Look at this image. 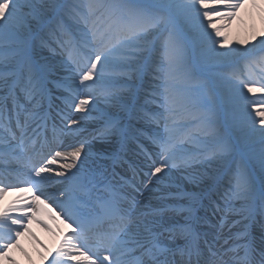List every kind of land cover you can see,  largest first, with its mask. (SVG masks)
<instances>
[{
    "label": "snow or ice",
    "instance_id": "obj_1",
    "mask_svg": "<svg viewBox=\"0 0 264 264\" xmlns=\"http://www.w3.org/2000/svg\"><path fill=\"white\" fill-rule=\"evenodd\" d=\"M241 3L242 0H80L76 4H71L70 0H0V121L7 124L6 131L11 132V141H18L15 147L9 142L0 160L9 166L19 164L18 149L39 156L41 145L47 141L48 119L43 114V100L46 98L44 77L37 81L33 75L30 53L36 34L53 17H58V26L68 19L84 26L81 42L76 46L77 57H69L70 82L58 81L60 95L55 99L64 106L56 113L64 126L61 131L80 132L97 103L117 108L131 107L133 101L125 100V97L132 95L128 86L132 81H143L146 76L153 75L160 82L152 89L149 102L156 103L167 112L173 126L166 125L163 133L152 137L158 151L155 155L145 154L146 183L142 182L143 191L134 189L141 199L133 200V203H142L145 193L156 189L174 169L187 171L213 160L234 164L232 144L216 139L217 104L231 115L236 98L247 99L245 90L248 94H264V35L258 42V48L253 44L247 48L221 51L223 45L219 41L226 39L221 31L225 25L217 26L214 21H230ZM210 4L216 6L209 7ZM221 9L226 11L221 12ZM257 52L260 53L259 58L250 59ZM237 55L249 58L250 65L259 66V80L253 79L251 72L247 79H241L236 73L218 75L217 86L221 89L218 101L205 99L188 86L189 79L197 71L213 63H233ZM248 107L252 110L248 113V121L237 118L233 121L237 128L246 129L247 138H254L259 133L262 145L259 164L264 172V106L250 104ZM198 109L206 111L203 115H195L191 122L201 124L200 131L215 143L210 150L193 154L186 150L187 141L176 139L177 128H185L187 124L177 125L175 121L178 116L191 115L192 110ZM164 112L145 115L149 123L159 122L164 119ZM100 120L101 126L93 139L109 142L122 134L121 124L113 113L103 114ZM51 127L54 137L55 122ZM29 131L33 133L31 148H28L26 140L21 139L27 137ZM40 133L44 134L43 137ZM191 139L193 136L190 134L188 140ZM195 139L199 141L200 137ZM21 145H24L23 149ZM90 146L81 141L69 152L54 151L42 159H35L26 173L17 171L16 184H4L0 180V198L19 184L27 185L29 192L35 190L32 204L0 212V230L6 227L8 231L6 242L0 243V254H6V249L20 236L25 221L32 218L28 209L52 199L45 192V182L52 179L54 173L55 177L61 178L62 188L58 190L60 199H52V202L71 229V234L64 237L56 251V258L83 257V260L75 262L67 260L65 264H127L122 257L130 247H135L139 253L134 264H264V246L257 251L249 239L251 233L248 230L250 225L258 222V217L264 218V180L259 203H256L251 176L243 165H234L235 186L219 201H210L216 223L206 215H197L203 207L201 197L178 189L165 191L160 199L170 203L156 207L148 214L153 217L150 223L155 227H150L146 220L144 230L135 232L134 225L139 222L126 219V214L120 215L116 205L101 204L97 207L91 203V181L87 176L81 178L79 175L83 157ZM53 165L58 170H54ZM23 167L27 168V165ZM186 179L199 185L205 180L214 182L215 176L197 173ZM165 187L170 188L171 185ZM41 196L45 199L41 200ZM236 200H243L240 208L234 203ZM17 212L23 214L15 215ZM102 212L118 216L115 228L99 230ZM169 213L173 219L165 227L163 220ZM196 224L216 230L213 243L223 241L221 252L213 251L206 239L207 233L204 234V244L209 255L219 256V259H202L204 253L198 243L201 234L196 231ZM238 226L243 230L232 232ZM157 228L162 230L157 231ZM226 229L231 233L227 237L224 236ZM261 231L264 233V223H261ZM161 237H166L168 243H162ZM4 240L5 237L0 235V241ZM90 240L99 245L95 254H89L90 249L86 246ZM102 252L107 255H101Z\"/></svg>",
    "mask_w": 264,
    "mask_h": 264
},
{
    "label": "bare ground",
    "instance_id": "obj_2",
    "mask_svg": "<svg viewBox=\"0 0 264 264\" xmlns=\"http://www.w3.org/2000/svg\"><path fill=\"white\" fill-rule=\"evenodd\" d=\"M76 0H70V2ZM78 2V1H77ZM216 5L210 4L209 7H214ZM226 11L225 9H221V12ZM57 20L56 17H53L49 23L41 29L42 32L46 30L50 33L49 26L56 24ZM215 24L217 26L225 25L221 31L223 37L226 39H221L219 41L220 44L223 45L221 51H226L230 48L242 47L247 48L251 45H257L259 47V40L264 35V0H242L240 7L236 9L235 16L232 17L230 21H221L216 19ZM74 25L71 27L73 29L74 35L78 38V42H81L82 39V32L84 31V26L82 23H76L74 21ZM90 27V25H89ZM40 30V31H41ZM38 36L36 37L35 41L38 40ZM32 45L34 56L30 55L37 61L39 64L44 65V71L46 72L45 75L47 76L48 83L50 84V92L49 95L53 96L54 98L60 95L58 90V81L63 80L66 83L69 81L70 75V68L64 67L61 63H58V59L50 50L48 46L40 44L39 42H33ZM219 46V45H218ZM260 53H256L250 59H258ZM57 58V60H56ZM249 58H245L242 55H237L234 59L233 63L230 64H210L203 69L208 70L216 67H241L242 64H246ZM250 65V64H249ZM259 72L258 65H252L250 70H245L243 68L242 75L239 76L241 79H247L249 77V73L253 71ZM226 74H218V75H228ZM218 75L211 74L207 76L206 83L209 87H211L215 100L218 101L219 96L221 95V89L217 86L216 77ZM149 77L154 78L153 75H148L144 79L145 82L136 80L129 83V87L132 89V95L126 96L125 100H132L133 103L131 107L125 108H117L112 107L110 105H106L103 102L97 103L94 105L93 112L89 116L87 120L84 121L80 132L78 133H69L66 130L61 131L64 128L63 124L60 122L58 117H54L55 120L58 121V129H56V133L62 135V142L57 151L61 152H69L71 151V147L73 145L79 146L81 141L89 143L91 146L87 149V155L83 157L84 164L81 165V172L79 173L81 178L87 176V178L91 181L90 184V192L94 190V188L99 185L103 180L106 179L105 175L108 176L111 174V170L106 168L102 169L100 167V163H111L115 157L114 154H117L120 150L124 142L126 143H133L135 138L133 135L138 136L139 132L142 129H136L134 125L135 122L141 121V126L146 127L148 122L144 117V115H139L144 111V108L151 107L154 112L160 113L164 112L162 108H159L156 103H151L150 97L147 96V93H150L149 90L143 91V87L145 89L146 85H149ZM143 79V80H144ZM143 82V84L141 83ZM144 83L146 85H144ZM142 84V85H141ZM188 86L193 90V92L200 96V90H198L192 83L188 82ZM259 87V84L256 85ZM245 96L247 99L242 97H237L234 103L233 108L230 110L231 115L229 114L228 110L221 109L218 104L217 108L223 111V114L220 116H216V120L218 121L217 125V132L218 136L216 139H223L225 137L231 138L232 146H233V153H232V160L234 164L226 165L222 161L213 160L211 163H203L196 165L195 167L188 169L187 171L184 170H173L159 185H157L156 189H154L151 193H145L144 199L142 203H133V200L140 201L141 197L136 195L134 191L130 189V187L126 188L123 193L116 196V198L120 197V203L117 206L123 213L129 215L132 220L139 222L137 225H134L133 231L141 232L144 230V223L147 220L149 222L150 227H155L150 222L153 220V217L148 215L152 209L156 207H160L164 205L165 202L160 199L161 195L165 191H172L175 192L178 189L184 190L188 193L193 194L194 196L204 198L203 207L197 213L199 216H207L213 223L217 222L216 216L210 214L209 208L210 201L214 198L219 199V196L222 193L228 192V187H226V183H229L230 180L228 176H232V180L235 186V179L236 173L234 171L235 163H239L243 165L249 175L251 176L252 180V187H253V195L255 197L256 203H259V196L262 188V180H264V172L261 171L260 164H259V153L261 149L260 137L259 133L257 132L254 138H247L246 136V129L243 127L237 128L234 125L233 116L234 118L243 120L246 118L248 120V113L251 112V108L248 106L250 104H255L258 106H264L263 103L258 102L264 94L255 93V94H248L245 90ZM57 100V99H56ZM258 100V101H257ZM145 105V106H144ZM55 107L58 110L53 109L55 113L63 108V104H61L60 100H57ZM202 109L192 110V112H197ZM67 112V109H65ZM106 113H113L115 118L121 124V135L118 136L113 141H100L93 139L96 128L101 126V116ZM73 115H76L74 112ZM236 114V115H235ZM252 116H255V113L252 112ZM190 115L178 116L176 118L175 123L177 125L181 123H186L187 127L185 128H177L176 136L179 132H186L189 126L192 124V118H189ZM141 119V120H140ZM163 121L168 127L173 126V121L168 118V113L164 112V119ZM244 121V120H243ZM218 125L221 126V129H218ZM250 123L248 127H250ZM259 124H257V128ZM136 131V132H135ZM30 132V131H29ZM28 132V133H29ZM43 134V133H40ZM32 133L21 139L26 140L27 142L31 140ZM91 135V136H90ZM205 141L203 142H193L192 140H185L187 141V149L191 151L193 154H196L200 151H206L207 149L212 148L215 141L205 135ZM186 137V136H185ZM125 141L123 142V140ZM11 141V135L8 134L6 129H4L3 125L0 123V157H3L4 151L7 148V145ZM18 141H11L12 147H15ZM144 143L147 144V150L157 153L158 149L155 144L152 143L151 138H147ZM247 146H252V149L246 150ZM140 147V146H139ZM138 147V148H139ZM24 148V145H21V149ZM19 151V160L26 162L28 168L32 166L28 165L27 161L32 160V152L30 151ZM243 155V156H242ZM128 161L131 165L135 166L136 172L135 175H142L147 171V167L145 166V159H142L141 152L134 151L129 154ZM15 164V163H13ZM12 164V165H13ZM23 166V165H22ZM54 170H58L56 165L52 166ZM27 170L23 173H26ZM22 173V174H23ZM129 175L133 178L134 184L137 182V177L132 173L128 172ZM197 173L204 174V175H213L215 176V181H207L205 180L203 183L196 185L189 182V179L186 177L195 176ZM53 178L49 179L45 182V192L47 196L52 197V199H60L58 196V190L62 188L61 185V178L55 177L54 173L52 174ZM163 175V174H161ZM111 176V175H110ZM112 177H114L112 175ZM165 185H171L170 188L165 187ZM27 185H18L13 190L7 191L2 198H0V212L4 211L6 208H14L20 207L22 205L32 204L33 201L31 197L34 195L35 190L33 192L27 191ZM127 197L131 201L129 203H124L121 199ZM45 197L41 196V200H44ZM52 199L46 200L44 204H39L35 208L28 209L32 213V218L25 221V227L20 229V236L17 237L16 241L13 243L12 246L6 249V254H0V264H65V261L72 260L80 261L78 255H74L72 257H61L59 259L56 258V251L59 249L64 237L66 235L71 234V229L68 226V222H65L62 215H60V210L52 202ZM237 208H240L243 205V200H236L234 201ZM23 213L17 212L15 215H22ZM171 214V213H169ZM172 216V214H171ZM234 219H239V217H233ZM173 217H169L163 220L164 226H167L168 223L172 221ZM181 219V218H176ZM40 221V222H38ZM261 223H264V220L261 219L259 222V230H256L258 233V240H253L250 236V241H254L257 243L258 248L264 246L262 244V236L264 233L261 231ZM45 225L47 227H45ZM196 224L194 225L195 229L197 227ZM253 225V224H252ZM206 226V225H205ZM251 226V225H250ZM73 227H75L73 225ZM162 229L157 228V231ZM242 227L238 226L237 228L232 229V232L242 231ZM216 230L213 232L207 233V238L213 239ZM0 233H8L7 228H3L0 230ZM146 234V233H145ZM129 235H132L130 232ZM231 235L227 231L224 232V236L227 237ZM162 242V241H161ZM4 243V242H0ZM223 243L222 240H216V252H221L220 245ZM227 247V246H226ZM135 249V247H130ZM96 251L94 252V254Z\"/></svg>",
    "mask_w": 264,
    "mask_h": 264
},
{
    "label": "rangeland",
    "instance_id": "obj_3",
    "mask_svg": "<svg viewBox=\"0 0 264 264\" xmlns=\"http://www.w3.org/2000/svg\"><path fill=\"white\" fill-rule=\"evenodd\" d=\"M62 41V39H61ZM235 67L234 65L231 66V67H214L212 69H208V70H203V71H197L196 73H194V75L189 79L188 82L192 83V85H194L198 90H200V96L205 98V99H209V100H212V101H215L214 100V97L212 96V89L207 85L206 83V78L207 76L211 75V74H215V75H218V74H226V73H238L237 71L235 72ZM206 77V78H205ZM252 78L253 79H256V80H259L260 78L258 77H255V75L252 73ZM156 82L160 83L159 81L156 80ZM157 86L156 85H153V88H155ZM148 96H150V93H147ZM258 101V100H257ZM258 102H261L264 104V96L258 101ZM145 106V105H144ZM150 110V108H149ZM206 111V109H205ZM147 112V111H146ZM199 115H201V113H198ZM221 114H223V111L222 110H219L217 108V111H216V116H220ZM236 115V114H235ZM234 118V116H233ZM244 121H248L246 120V118H243ZM218 129H221V126L218 125ZM192 135L193 136V139H191L193 142H203L205 141V133L201 132L200 131V126H197L194 128L193 131H189V135ZM188 135V136H189ZM196 136H199L200 137V140L197 141L195 139ZM224 140H227L229 143L232 144V141H231V138H228V137H225L223 138ZM262 147V146H261ZM211 149V148H210ZM210 149H207L206 151L210 150ZM246 150H249V149H252V146H247L245 148ZM243 156V155H242ZM228 179L230 180L229 183H226L227 187L229 189L233 188L234 186H232V184H234L233 180H232V176L229 175L228 176ZM6 239H7V236L5 237V240L4 241H0V242H6Z\"/></svg>",
    "mask_w": 264,
    "mask_h": 264
}]
</instances>
